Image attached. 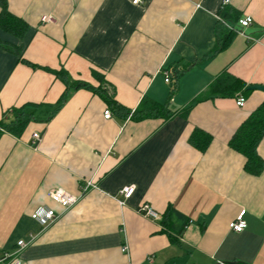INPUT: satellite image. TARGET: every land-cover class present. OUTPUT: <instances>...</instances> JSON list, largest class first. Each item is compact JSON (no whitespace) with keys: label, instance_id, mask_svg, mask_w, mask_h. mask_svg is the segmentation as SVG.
Listing matches in <instances>:
<instances>
[{"label":"crops","instance_id":"0c3cea01","mask_svg":"<svg viewBox=\"0 0 264 264\" xmlns=\"http://www.w3.org/2000/svg\"><path fill=\"white\" fill-rule=\"evenodd\" d=\"M224 1L0 0V18L6 10L25 26H0V250L28 242L22 264H264V170L248 173L230 147L264 92L209 96L224 73L264 86V0ZM220 11L235 29L252 18L245 36ZM62 70L120 109L80 88L48 120L67 92ZM144 101L172 117L137 113ZM27 105L43 106L39 120L20 135L2 129ZM197 131L204 149L190 141ZM258 153L264 161V138ZM88 181L95 188L82 193ZM126 186L136 189L121 206ZM58 189L77 204L63 211L49 197ZM144 205L161 220L140 214ZM40 206L60 214L47 228L31 218ZM242 210L247 226L236 233Z\"/></svg>","mask_w":264,"mask_h":264},{"label":"trees","instance_id":"16d2710c","mask_svg":"<svg viewBox=\"0 0 264 264\" xmlns=\"http://www.w3.org/2000/svg\"><path fill=\"white\" fill-rule=\"evenodd\" d=\"M224 11V10H223ZM220 11L219 15L225 22L228 18L229 13ZM15 18L11 17L6 10H3V13L0 18V26L2 29L9 33L18 34L25 29L24 24H20ZM221 25V24H220ZM19 26V27H18ZM19 30V31H18ZM180 71H176L174 76L178 78ZM55 75L58 79H60L65 86L67 87V92L62 96L60 101L53 107L48 108L49 115L48 120L57 112L60 107L66 101V96L69 90H77L80 88L90 89L95 91L96 93L102 95L104 100L110 105L113 109H120V107L116 104L115 100L109 98L102 87L94 88L89 84H85L82 82L72 81L68 74H66L63 70L55 72ZM102 77H100V81H102ZM249 86H247L241 80L229 75L222 74L219 78L215 80V82L209 88V96H235L240 94L242 96H246L251 93L248 90ZM43 108V106L38 105H27L23 106L20 109L14 110L13 113L15 115V120L10 125H3L2 129L5 131L14 134L20 135L27 125L31 121L39 120L40 113L38 114L39 109ZM33 109V110H30ZM144 110H149L151 114H155L164 120H168L172 117L171 113L168 110L161 109L157 107L155 104L148 103L146 101L142 102L140 108L136 111L137 113L144 112ZM208 137L204 134V132L197 131L193 133L190 141L193 146L204 149L205 146L208 145L209 140ZM264 138V102L249 116V118L241 125L238 129L232 140L230 141V147L244 156L245 162V170L253 175H260L264 170V161L260 157L258 153V147L261 141ZM170 215L173 216L174 211L172 209L169 210ZM164 223V221H163Z\"/></svg>","mask_w":264,"mask_h":264},{"label":"built area","instance_id":"2783aa9c","mask_svg":"<svg viewBox=\"0 0 264 264\" xmlns=\"http://www.w3.org/2000/svg\"><path fill=\"white\" fill-rule=\"evenodd\" d=\"M132 3L135 5H138L141 3V0H132ZM230 1L225 0L223 2V6L221 9H224L227 5H229ZM218 21L221 24H224L229 30L235 31L239 33L240 35L245 36L244 29L249 27L252 24V18L245 17L244 19L239 20L238 22V29L234 26H229L228 23H226L220 16H218ZM43 22L45 23H51L53 22L52 17H45L43 18ZM166 82H170V76H166ZM245 98L240 97L237 100V106L243 107L245 105ZM112 116L110 111L105 112V118L110 119ZM41 140V136L37 133L32 135V142L34 145L38 144ZM95 188L93 183L91 181H88L85 183V185L82 188V193L87 192L89 189ZM135 186H126L121 189L120 196L121 201H119L121 206H124L126 202L134 195L135 193ZM50 199L57 203L59 206H61L63 211H67L70 208H72L74 205L77 204L79 201V197L73 196L64 190H53L49 194ZM139 213L142 214L145 218L150 219L152 221H160L161 216L153 210L149 205H144L140 210ZM245 215L246 211L242 210L236 219L230 224V229L236 233H242L246 229V221H245ZM60 217V214H58L55 210L46 207V206H40L38 207L33 214L31 215V218L37 222L42 228H47L54 224L58 218ZM28 246V242L25 241H19L17 244V249L13 251L12 253H8L5 251L0 250V264H22L21 259L18 255V253L26 248Z\"/></svg>","mask_w":264,"mask_h":264},{"label":"water","instance_id":"95a60500","mask_svg":"<svg viewBox=\"0 0 264 264\" xmlns=\"http://www.w3.org/2000/svg\"><path fill=\"white\" fill-rule=\"evenodd\" d=\"M249 91H261L264 92V86H251L248 88Z\"/></svg>","mask_w":264,"mask_h":264}]
</instances>
